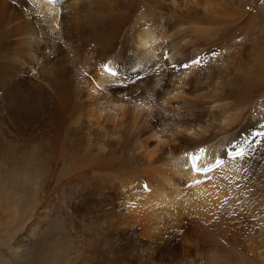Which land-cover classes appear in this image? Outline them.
<instances>
[{
	"label": "bare ground",
	"instance_id": "obj_1",
	"mask_svg": "<svg viewBox=\"0 0 264 264\" xmlns=\"http://www.w3.org/2000/svg\"><path fill=\"white\" fill-rule=\"evenodd\" d=\"M69 159L26 262L57 218L63 264H260L236 245L264 216V2L0 0V215L4 164L26 182Z\"/></svg>",
	"mask_w": 264,
	"mask_h": 264
},
{
	"label": "rangeland",
	"instance_id": "obj_2",
	"mask_svg": "<svg viewBox=\"0 0 264 264\" xmlns=\"http://www.w3.org/2000/svg\"><path fill=\"white\" fill-rule=\"evenodd\" d=\"M36 127H38V125H36L34 129H36ZM17 137L20 140L22 139V135L20 136L17 135ZM26 138L29 140V138H37V137L29 136ZM71 162H72V159H69L66 163L65 162L60 163V165L48 175H45V173H42L43 175H41V173L37 171L33 172L34 174L30 178H27L26 182H25L26 174L18 175L16 173H12V169L7 164H4V172L1 173V176L4 178L3 184L5 188V190L3 191V196L5 198L6 197L8 198L7 202H9V204L7 208L15 212L16 214L11 212L13 214L10 216L11 218L9 217L8 219H5L3 218V215H0V264H27V263L28 264H60V263L63 264L62 262L64 260V257H62L63 251H60V248L64 247L63 249H65L67 248V246L73 247V244L70 241L64 242L63 239H66L65 236H67L68 233L60 232L61 222L57 218L56 220L55 218H53L48 229L43 234L44 236L41 235L39 238H36V237L32 238L33 244L31 246V253L29 256L30 261L26 262L25 259L19 258L18 254L16 253V248L14 247V244L18 241V239L25 237L24 235L26 234L27 226L31 224L32 222H34V220L36 219V216H38L39 214V211H40L39 209L42 208L43 204H45V202H47L53 196L59 195L57 194V192L61 191L63 182L67 183L69 181L68 178H71L72 176H74V175L68 174L69 167L67 163L70 164ZM262 164L264 165V163ZM263 165L257 168L258 171L257 170L254 171L252 175L253 177L258 176L261 171H264ZM5 172H8V174H4ZM5 185L7 188L5 187ZM53 188L55 189V192ZM51 192L52 194H49ZM17 204H18V207H20V209L17 208ZM18 209L20 210V212ZM13 215L14 217H12ZM263 219H264L263 214L258 213L256 215L254 227H252V230H251L252 232L251 236L253 237L251 241H246L245 239L241 238V240L236 245L238 246L239 250L244 249L243 253L246 254V257H248L249 259L251 258V260L258 261L260 264L264 263V254H263L264 252L260 254L259 253L260 251H255L251 247L249 248V245H252L253 247V245L256 243L257 247L259 248L257 249L258 250L261 249L264 251V245H263L264 244V240H263L264 239V234H263L264 233V229H263L264 222H263ZM105 244L106 242H104V246H103V243L100 245V247L98 246L97 251L103 249L101 251L107 253L110 249L108 250L107 244L106 246ZM21 245H23L22 241H21ZM227 246L231 248L228 250L233 256V253L231 251H233L234 246L231 244H228ZM95 252L94 254L90 256L91 259L88 258V260H86L87 262H89L88 264H93V263L100 264L101 262L99 261V259L102 260L103 257L105 256V255L102 256L99 252H98L99 253L98 255V253L96 252L97 253L96 254ZM250 253L251 254L253 253L254 256L253 254L251 255ZM255 253H257V256L255 255ZM57 254L60 256L57 257ZM258 254L262 257V259ZM80 258L82 260L81 262L85 261L84 254H82ZM258 258L260 259L258 260ZM89 260L92 263H90ZM72 262L73 261L71 260L70 264H76V262H73V263ZM101 264H118V262L117 261L115 262L106 261V263L102 262Z\"/></svg>",
	"mask_w": 264,
	"mask_h": 264
},
{
	"label": "snow or ice",
	"instance_id": "obj_3",
	"mask_svg": "<svg viewBox=\"0 0 264 264\" xmlns=\"http://www.w3.org/2000/svg\"><path fill=\"white\" fill-rule=\"evenodd\" d=\"M47 2H49V3H53V4H54V3H56V0H47ZM262 2H264V0H262ZM194 63L199 64L200 61H194ZM103 68H104L105 71H107L110 75H113V76L117 75L116 71H114L112 68H110L107 64L103 65ZM200 152H201V156H202V155L205 153V150H204V149H201ZM231 155L233 156L234 159L237 158V157H239V158H243L244 155H245V153H244V151L241 149L240 151H235V152L232 153ZM200 158H201L200 156H196V155H192V156H191V160L193 161V167H194L198 172H205V173H207V172H209V171H212V169H213L214 167H218V166H221V165L223 164V161L218 160V161H216L215 164H213V165H211V166H209V167H207V168H199V167H197L196 162H197ZM197 183H199V181H197Z\"/></svg>",
	"mask_w": 264,
	"mask_h": 264
}]
</instances>
